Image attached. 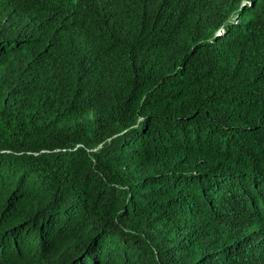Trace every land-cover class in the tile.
<instances>
[{
    "label": "trees",
    "instance_id": "16d2710c",
    "mask_svg": "<svg viewBox=\"0 0 264 264\" xmlns=\"http://www.w3.org/2000/svg\"><path fill=\"white\" fill-rule=\"evenodd\" d=\"M0 264H264V0H0Z\"/></svg>",
    "mask_w": 264,
    "mask_h": 264
}]
</instances>
